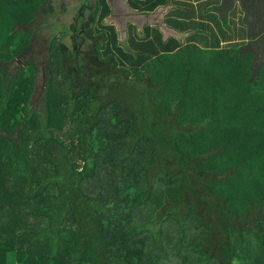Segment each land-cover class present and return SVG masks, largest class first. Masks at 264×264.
Instances as JSON below:
<instances>
[{
	"label": "trees",
	"instance_id": "1",
	"mask_svg": "<svg viewBox=\"0 0 264 264\" xmlns=\"http://www.w3.org/2000/svg\"><path fill=\"white\" fill-rule=\"evenodd\" d=\"M198 1L184 43L122 41L111 0H0V204L25 224L4 259L264 264V0ZM237 3L247 36L225 29ZM110 106L126 133L100 186Z\"/></svg>",
	"mask_w": 264,
	"mask_h": 264
},
{
	"label": "rangeland",
	"instance_id": "2",
	"mask_svg": "<svg viewBox=\"0 0 264 264\" xmlns=\"http://www.w3.org/2000/svg\"><path fill=\"white\" fill-rule=\"evenodd\" d=\"M127 2H128L127 0H111V5L113 4L112 8L114 10V13L107 19L108 23H116L118 25V32H119L120 39L122 41L126 40L127 23H129L131 20H134L138 24L141 25L143 24L144 21L147 22V20L150 18L149 16H146L148 13H145V14L142 13L141 15L134 14V13H127V10H125V9H128L127 5H129V3L127 4ZM60 7H61V3L59 0V3L57 4L58 10L60 9ZM236 7L237 8L234 10L233 15H232V20L236 22V25H234V28H232L231 30L225 27L224 28L228 31L229 34H234V32L237 33L238 31L237 33L238 36L242 34L244 35L246 34L247 36L248 28H247L246 23L244 22L242 6L237 5ZM57 12H58L57 14L58 21L60 23H63L64 21H66L65 19L67 18V16L61 13L60 11H57ZM208 14H210V8H209ZM57 19H55L54 21H57ZM149 20L151 21L152 18ZM1 23L2 21L0 18V24ZM61 28L62 26H60L58 31H60ZM116 112L117 111L115 107L113 106H110L109 108L104 110V112L102 113V118H103L102 124L97 129L98 130L97 136L100 139L101 144L104 148L103 155L101 157L100 177H102V179L101 180L99 179L100 186H102L104 177L106 175L109 176L111 174V170H110L112 168L111 164L114 162V159H115V152L113 151V149L115 148L110 142V138H113L114 136L115 137L121 136L126 133V128L119 127L113 121L114 117L116 116ZM107 182L103 184V186L105 185L104 187H107L106 186L108 184ZM112 186L113 188L114 186L117 187V183L116 182L112 183ZM88 187H93V182L90 185H88ZM114 194H117V192H115ZM118 195L119 194L116 195V198L118 197ZM115 201H118V199H115ZM19 213H20V209L18 208L17 209L13 208V210L8 211V210H4V208L1 207V204H0V244L6 243L7 245L10 246V248H14L17 246L18 231L25 228L24 223H19V225H17L15 217ZM6 225L8 226L9 229L4 230V227ZM3 254L2 255L0 254V263L5 262L6 256L9 254L7 263L12 264L14 260L12 252L7 251L5 253L6 255L5 259L3 258Z\"/></svg>",
	"mask_w": 264,
	"mask_h": 264
},
{
	"label": "crops",
	"instance_id": "3",
	"mask_svg": "<svg viewBox=\"0 0 264 264\" xmlns=\"http://www.w3.org/2000/svg\"><path fill=\"white\" fill-rule=\"evenodd\" d=\"M128 1V0H127ZM128 4V2H127ZM194 4V5H193ZM201 2L198 0H171L170 3L167 6H163L159 8L157 11L153 13H148L146 16H149L152 20L149 19L143 22V24H138L136 21L131 20L129 23H134L141 29L145 25H152V26H158L160 30L163 32L165 39L169 37H176L180 41L187 43L188 37L190 36V31L186 29L189 24V20L193 19L195 16H197V20H204V18H201ZM238 4V3H237ZM241 6V4H238ZM113 6V4H112ZM127 10V13H134L141 15L142 13L135 11L133 8H131L129 5ZM194 6V7H193ZM196 8V14H194V9ZM114 13V10H113ZM208 12H205V14ZM145 14V13H144ZM244 15V13H243ZM209 22H211L209 19H207ZM127 23V26L128 24ZM116 27L118 28V25L114 23ZM238 36V35H237Z\"/></svg>",
	"mask_w": 264,
	"mask_h": 264
}]
</instances>
